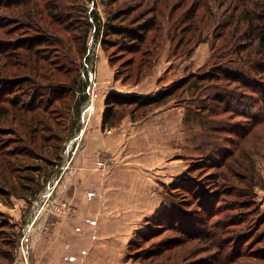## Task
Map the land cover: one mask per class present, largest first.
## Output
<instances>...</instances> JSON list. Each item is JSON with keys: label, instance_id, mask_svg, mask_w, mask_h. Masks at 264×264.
Masks as SVG:
<instances>
[{"label": "rangeland", "instance_id": "374dc122", "mask_svg": "<svg viewBox=\"0 0 264 264\" xmlns=\"http://www.w3.org/2000/svg\"><path fill=\"white\" fill-rule=\"evenodd\" d=\"M52 1L55 0H23L16 2L18 4L11 9L1 7L0 40L38 34L43 28L57 33L59 38L64 36L63 42L66 41L68 47L70 40L67 32L59 31L56 26L50 25L51 17L47 15L48 10L45 9V5ZM59 1L63 5H69L74 0ZM92 1H95V10L104 22L107 16L106 5L102 0H84L90 12ZM118 1L121 3L124 0ZM128 1L136 5L143 0ZM193 1L181 0L180 8L176 10L174 18L170 22L168 19L162 21V26L165 21L167 23L164 29L161 26L158 34L156 33L155 38L161 44L158 49L148 40L142 52L137 54L126 53L118 45L109 50L120 78L133 71L127 66L129 61L135 60L134 66H136L141 59L150 57L153 61L158 55L161 56L154 63V69L163 70V78L170 84L190 73L194 75L209 72L213 75L212 80H205L202 83L198 81L201 87L208 88L190 89L181 96L179 95L176 100H173L174 102L171 101L168 105L155 110L152 108L153 111H150L151 113L158 110L183 112L185 115L188 111L191 117L199 105L209 106L205 116L201 112L199 119L189 120L190 123L193 121L195 124L194 129H187L186 121L181 123L179 137L176 132L174 138L171 137V129L167 127L169 121L165 117L162 116L156 121V126L161 124L163 129L169 128L165 133H158L157 130L158 137L161 134L165 139V144H170L173 139L174 146L179 149L178 157L173 153L167 156L165 161L179 158L184 166L181 167L182 171L178 176L168 179L169 182L161 183L162 192H168V195L165 194L162 207H165L166 197L169 207L166 206L167 210L158 214V218L155 217L149 222L150 224L144 220L140 228L133 233L125 248L127 258L125 264H264V138L262 134L259 135L264 131V76L257 74L251 78L250 84L255 88L249 87L248 89L235 82H229L225 78L222 73L223 69L230 68L231 70L237 61L234 53L219 49L220 44L223 43L224 29L218 28L217 23L223 10L228 7L229 0H198L200 2L198 12L195 19L191 20L185 12L191 7ZM169 3L171 5L172 1L170 0ZM233 4L235 3L232 2L231 5ZM144 6L135 14L144 11ZM179 13L181 18H179ZM198 13H202V16ZM41 18L43 20H40ZM184 19L188 20L184 21ZM17 21L30 22L35 27L30 29L31 27L28 26L30 24L18 25ZM14 27L19 30L11 36L7 31ZM199 28L203 30L202 37L206 40L195 46ZM93 29L91 28L87 37L86 58L82 63L81 71L89 61L88 46L91 35L94 33ZM95 35L93 46L96 47L98 62L99 49L103 48L104 30L102 31L101 28L100 34L95 31ZM174 35L175 43L179 38L184 39L178 57L170 55V40L172 37L174 39ZM213 37L216 38L214 42L216 50L211 53ZM241 45L245 46L244 48L248 47L247 43ZM190 47H195V49L191 50ZM43 48L46 55L48 52V57L46 56L48 63H53V59L58 56L59 60L56 62L70 69L66 58L62 59V53L70 55V52H66L67 49L60 48L56 42L53 45L48 43ZM146 49L151 52L146 53ZM246 51L243 53L246 54ZM7 60L8 57L5 54H0V74L10 76L25 73L20 66H15V63ZM14 60L15 58L12 61ZM16 60L17 62L21 60L19 62L23 63L27 59L23 56L17 57ZM27 72L32 73L30 70ZM22 87L24 88V86L17 88L13 96L16 95L18 99L28 101L31 96L23 94ZM257 88L260 90L259 93L255 92ZM24 89L30 94L33 93L27 87ZM37 91L39 92L38 89ZM187 97L197 100L192 103L185 102ZM187 104L195 108H189ZM2 106L6 108L9 115L7 119L4 116L0 117V144L3 143L1 145L3 154H0V264H32L31 259L35 258L36 253L33 242L39 241L42 235L53 236L54 224L58 225L63 219L67 220L66 216L69 211H72L64 193L67 188H71L70 186L73 185L71 181L72 179L74 181L76 177L74 166L77 162L76 157L73 159L72 156L75 150L64 149L63 158L55 165L57 171L46 180L45 187L38 196L32 200L17 197L13 193L18 187V181H20L18 178L21 173L25 176L32 175L31 171L26 170L29 163L27 157L18 156V152L25 149L18 137L28 136L23 135L25 127H19L17 119L13 120V115L18 114L17 107L14 108L9 102H5ZM56 106L58 108L52 113L55 117L64 113V110L59 108L61 106ZM149 114L140 117L137 121L149 118L147 117ZM241 133L243 136L239 135ZM247 133L251 134L246 138ZM193 141L196 143L194 144ZM121 154L123 152L100 153L94 163V172L93 169L91 171L93 175L122 174L125 166ZM7 166L10 170L5 173ZM180 179H186L189 182L188 190L178 191L177 184L170 187L172 182ZM162 207L157 210V213ZM91 219L87 220L88 224L85 222V226L81 224L77 228V234L83 236L84 239L97 238V234L91 227L93 225ZM98 242L96 240L95 244ZM88 248L85 246L83 254H86ZM113 249L119 250L115 247ZM108 251L107 248L98 247L93 264H98L99 261V264H108L99 255L100 253L107 254ZM113 259L109 264H122L117 262V258ZM58 264L89 263L80 258L73 260L65 257Z\"/></svg>", "mask_w": 264, "mask_h": 264}, {"label": "trees", "instance_id": "16d2710c", "mask_svg": "<svg viewBox=\"0 0 264 264\" xmlns=\"http://www.w3.org/2000/svg\"><path fill=\"white\" fill-rule=\"evenodd\" d=\"M21 1L23 0H11V2L10 0H0V8L11 9L18 4L16 2ZM171 1V5L169 3L170 0H143L136 5H132L128 0H124L121 3L118 0H102L103 4L106 5L107 11L106 19L102 22L98 11L93 9L90 12L84 0H74L69 5H63L59 0H55L46 3L45 9L48 10L47 15L51 17L50 25L56 26L59 31L64 30L63 32H67L70 40L68 47L66 41L65 43L63 42L64 36H60L59 38L57 33L43 28H41L42 32L38 34H28L20 38L0 40V54H5L8 57L7 61L15 63V66H20L25 71L21 75L7 76L0 74V117L4 116L5 119L8 118L9 114L6 108L2 106L5 102H9L14 108L17 107L18 114L13 115V120L16 121L17 119L19 127H25L23 135L28 136L18 137L20 142H23V147L25 148L18 152V156L23 155L27 157L29 163L26 170L31 171L32 175L25 176L21 173V176L18 178L20 180L18 181V187L13 193L14 195L32 200L44 189L46 180L57 171L55 165L61 159L60 154L63 150L64 142L73 132L78 121L80 107L88 97V93L86 92L87 84L83 80L81 69L82 63L86 58V41L91 28H96L98 34H100L101 28L102 31L104 30L105 37L102 39V45L110 64L115 69V78L125 83H138L145 76L153 72L154 63L158 61L161 55H158L153 61L150 57L141 59V62L137 63L136 66H134L135 60L129 61L127 66L132 68L133 71L125 77L120 78L116 63L109 54V50L111 47L118 45L126 53L137 54L138 52H142L148 40L150 43H154L158 49L161 44L155 37L157 36L156 33L158 34L160 31L161 24H163L162 21L168 19V22H170L174 18L176 10L180 8L181 0ZM232 2L235 4L231 5ZM198 3H200L198 0H194L191 7L185 12L191 20L195 19L198 12V6H200ZM142 6H144V11H140L136 15L135 12L141 9ZM206 7L207 5L205 4ZM201 14L198 13L199 16H202ZM180 16L179 13V18H181ZM40 20L43 19L41 18ZM186 20L188 19H184V21ZM21 23L30 24L28 25L31 27L30 29L35 27L30 22L17 21L18 25ZM0 24H2L1 20ZM164 25L162 26L163 29ZM217 26L224 29L223 43L220 44L219 49H224L228 53H234L237 60L231 70L230 68L223 69V75L229 82H235L247 89L249 87L255 88L250 84L251 78L257 74L264 76V0H229V5L221 13ZM18 30L17 27H14L12 30L7 31V33L12 36ZM153 32L155 33L152 36ZM202 36L203 30L199 28V33L194 43L195 46L206 40ZM216 38L213 37V43L211 41V53H214L216 50L214 47ZM171 39L170 55L178 57L184 39L179 38L176 43L174 41L175 35L174 39L173 37ZM240 40L243 41L238 43ZM55 42L60 48L67 49L66 52H70V55L65 54V52L62 53V59L66 58L70 64V69L62 67L63 65L58 61L56 62V60H59L58 56L56 59H53V63L47 62L48 52L46 55L43 52V47L48 43L53 45ZM244 43L248 44L247 48L241 45ZM190 48L191 50L195 49V47ZM245 50H247L246 54L243 53ZM147 52L151 51L146 49ZM23 56L27 60L23 63L19 62L21 60L17 62V57ZM13 58H15L14 61H12ZM28 70L32 71V73L27 72ZM212 79L213 75L209 72L196 73L194 75L190 73L188 76H183L181 80L173 81L171 84L168 83L170 85L167 84V86H162L155 93H122L111 91L105 100L102 128L103 130H111L118 127L127 115L135 120L139 119L151 113L150 111H153V109L166 106L171 101L174 102L173 100H176L179 95L181 96L190 89L208 88L201 87L198 81L202 83L205 80ZM20 86L27 87L30 91L32 90L33 93L30 94L23 87L21 89L23 94L31 96L28 101L18 99L16 95L13 96L16 89L20 88ZM36 89L41 92L40 95H38L39 92H36ZM255 92L259 93L260 90L257 88ZM185 100V102L190 101L192 103L197 99L187 97ZM56 105L61 106L59 108L63 109L64 113L55 117L52 113L58 108ZM187 106L192 109L195 108L191 104H187ZM208 109V105H199L195 109L196 112L191 114V117L187 111L184 117V122L186 121L188 124L186 128L194 129L195 124L193 121L190 123L189 120H194V118L199 119L198 116L201 112L205 116ZM261 134L264 138V131L263 133H259L260 136ZM245 135L246 138L249 136L248 133ZM193 142L194 144L196 143L195 141ZM203 142H205V139H203ZM2 144H0V154H3V149L1 150ZM9 170L8 166L5 167V173L9 172ZM188 183L186 179H180L177 182H172L170 187L177 184L178 191L188 190ZM162 194L164 199L165 194L168 195V192H162ZM167 202L166 197L165 207H162L158 213L156 212L155 215L153 214V216H149L145 220L149 223L155 217L158 218V214L169 207Z\"/></svg>", "mask_w": 264, "mask_h": 264}, {"label": "crops", "instance_id": "0c3cea01", "mask_svg": "<svg viewBox=\"0 0 264 264\" xmlns=\"http://www.w3.org/2000/svg\"><path fill=\"white\" fill-rule=\"evenodd\" d=\"M157 70L155 68L138 83H125L115 78V69L110 64L104 48L99 49L97 85L92 101L88 95L82 103L77 124L65 140L60 154L63 158L64 149L75 150L72 156L73 159L76 157L77 162L74 166L76 177L71 181V188H67L64 193L72 211L66 216L67 220L63 219L58 225L54 224L53 236L42 235L39 241L33 242L36 253L35 258H30L32 264H58L65 257L73 260L80 258L93 264L98 247L109 249L107 254H99L106 263L109 264L110 260L117 258V262L125 264V248L133 233L147 217L162 207L161 183L178 176L184 163L179 158L165 161L167 156L173 153L178 157L179 149L174 146L173 139L170 144H165V139L161 134L158 137L156 132L158 130V133H165L170 128L171 137L174 138L175 132L179 137L185 113L158 110L143 120L137 121L127 116L115 129L102 128L108 93H155L169 83L163 78V70ZM83 80L88 84L84 76ZM162 116L169 121L168 129H163L161 124L156 126V121ZM74 137L77 139L70 141ZM113 151L123 152L121 155L125 171L116 175H93L98 155ZM70 216L74 218H67ZM88 219L92 220L91 227L97 234L95 239H84L77 234V228L81 224L85 226V222L88 224ZM96 240L99 241L98 244H95ZM85 246L89 248L86 254H83ZM114 247L119 250L116 252Z\"/></svg>", "mask_w": 264, "mask_h": 264}, {"label": "built area", "instance_id": "2783aa9c", "mask_svg": "<svg viewBox=\"0 0 264 264\" xmlns=\"http://www.w3.org/2000/svg\"><path fill=\"white\" fill-rule=\"evenodd\" d=\"M92 8L91 10L95 9V1H92ZM95 29V28H94ZM93 29V35H91V39L89 40V46H88V55H89V61L86 62L85 68L82 71V75L86 78L87 80V93L89 95V99L92 101L93 98V92L95 89V85H96V74H97V60H96V47L93 46L94 43V36L95 35V31ZM92 103V102H90ZM91 105V104H90ZM89 105V106H90ZM87 112V110H86ZM77 139V137H75L74 139H72L71 141L74 142V140ZM100 164H102V162H100ZM66 205V204H65Z\"/></svg>", "mask_w": 264, "mask_h": 264}]
</instances>
